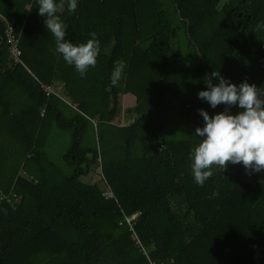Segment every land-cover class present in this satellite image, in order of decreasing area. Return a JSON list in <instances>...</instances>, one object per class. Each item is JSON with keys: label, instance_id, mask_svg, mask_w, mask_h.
I'll list each match as a JSON object with an SVG mask.
<instances>
[{"label": "trees", "instance_id": "obj_1", "mask_svg": "<svg viewBox=\"0 0 264 264\" xmlns=\"http://www.w3.org/2000/svg\"><path fill=\"white\" fill-rule=\"evenodd\" d=\"M37 7L0 0L23 64L9 62L0 22V264H256L264 171L213 165L201 187L190 156L198 110L225 109L197 98L212 72L264 87V0H78L73 13L65 5V38L79 45L95 33L100 42L83 77L50 51L55 39ZM180 32L183 56L172 50ZM120 60L125 73L113 86ZM40 84H61L65 99ZM126 95L134 102L124 111ZM95 167L102 187L82 181ZM10 194L19 200L7 202Z\"/></svg>", "mask_w": 264, "mask_h": 264}, {"label": "clouds", "instance_id": "obj_2", "mask_svg": "<svg viewBox=\"0 0 264 264\" xmlns=\"http://www.w3.org/2000/svg\"><path fill=\"white\" fill-rule=\"evenodd\" d=\"M38 14L44 18V25L55 39L53 55H61L63 60L84 76L89 66L95 67L100 52V42L95 33L86 43L75 45L66 37V24L58 12H75L78 0H37ZM264 28V22L258 24ZM126 62L117 61L111 73V83L115 86L123 77ZM213 78L216 83H213ZM205 90L197 93V98L216 109L224 105L225 109L211 116L204 109L198 110L203 125L195 128L200 138L191 153V171L194 182L203 186L212 175V166L223 171L229 164H241L246 174L264 171V87L247 81L234 84L230 79L217 72L204 81ZM238 111L233 113L231 109Z\"/></svg>", "mask_w": 264, "mask_h": 264}, {"label": "built area", "instance_id": "obj_3", "mask_svg": "<svg viewBox=\"0 0 264 264\" xmlns=\"http://www.w3.org/2000/svg\"><path fill=\"white\" fill-rule=\"evenodd\" d=\"M0 22H2L4 26V41L7 44V54H8V60L11 64L16 65L20 64L23 66L21 62V51L18 48V41L19 36L15 34L14 27H13V21L10 19H6L2 16H0ZM40 88L42 89L43 93L48 96H57L60 97L58 94V88H55L53 85H45L40 84ZM102 196L107 200L113 198V195L111 192L106 188L104 192L102 193ZM7 202H16L19 200V197H17L14 194H10L7 197ZM1 199H4V196H1ZM136 215L130 216L125 218V223L130 226L133 220L135 219ZM121 224V223H120Z\"/></svg>", "mask_w": 264, "mask_h": 264}, {"label": "rangeland", "instance_id": "obj_4", "mask_svg": "<svg viewBox=\"0 0 264 264\" xmlns=\"http://www.w3.org/2000/svg\"><path fill=\"white\" fill-rule=\"evenodd\" d=\"M173 44H175V46L172 47V50H173V53H175V50L176 48H180V53L183 55H186L188 54V50L185 48L186 47V38L184 36V34L182 32H180L178 38H177V41H175ZM182 63V64H181ZM183 61L179 60L178 63H177V66L179 65V67H183L185 65H183ZM189 64L191 65H196L195 61H191ZM187 65V64H186ZM62 99L64 100L65 99V95L62 93ZM123 103H124V111L133 106V98L129 95H126L124 98H123ZM66 101V100H65ZM66 148L69 146V137L67 136V139L65 140V145H64ZM60 145L57 146V145H54L52 148H51V155L53 156V160L56 162L59 161L60 159V155H62V151H60ZM101 178H100V169L97 167H95L93 170H91L90 172H88V174L86 175L85 178H82V181L83 182H87V183H97L99 185V187H102L101 185V182L99 181ZM256 264H264V253H261L258 255V257H256Z\"/></svg>", "mask_w": 264, "mask_h": 264}, {"label": "crops", "instance_id": "obj_5", "mask_svg": "<svg viewBox=\"0 0 264 264\" xmlns=\"http://www.w3.org/2000/svg\"><path fill=\"white\" fill-rule=\"evenodd\" d=\"M54 87L59 89L58 90V94H59L60 97H62V95H61L63 93V91H62V85L61 84H57Z\"/></svg>", "mask_w": 264, "mask_h": 264}]
</instances>
